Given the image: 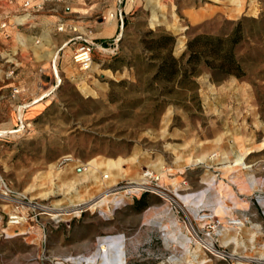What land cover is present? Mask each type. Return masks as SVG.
Wrapping results in <instances>:
<instances>
[{
    "label": "rangeland",
    "instance_id": "374dc122",
    "mask_svg": "<svg viewBox=\"0 0 264 264\" xmlns=\"http://www.w3.org/2000/svg\"><path fill=\"white\" fill-rule=\"evenodd\" d=\"M3 1L20 10L30 1L59 46L58 28L72 41L56 56L59 80L51 61L36 64L33 81L47 77L48 95L23 112V125L0 115L2 130L15 131L0 134V180L12 192L0 185V264H79L99 254L100 238L120 235L126 264H264V0L193 25L188 10L202 0ZM239 22L244 78L213 82L204 71L194 100L154 81L159 61L141 44L148 32L173 36L179 58L189 39L227 37ZM86 44L92 64L83 71L72 56ZM94 159L124 162L104 179L105 169L85 166ZM145 170L159 175L163 196L127 192ZM201 211L241 225L222 226L208 252L193 232L205 240ZM16 215L22 222L12 225Z\"/></svg>",
    "mask_w": 264,
    "mask_h": 264
},
{
    "label": "crops",
    "instance_id": "0c3cea01",
    "mask_svg": "<svg viewBox=\"0 0 264 264\" xmlns=\"http://www.w3.org/2000/svg\"><path fill=\"white\" fill-rule=\"evenodd\" d=\"M202 1L200 8L188 10L192 18L191 25L215 15H223L227 18L235 16L239 14L245 3V0ZM16 5H12L11 2L8 5L6 1L0 0V24H6L5 32L9 36V39H6L2 30H0V115H3L8 110L7 112L11 117L15 115L14 120L17 127L19 124L23 125V112L28 107L44 101L48 95L47 91L43 89L44 85L49 82L47 77H40L38 85L33 81L36 76L34 73L36 64L43 61H51L53 64V76L55 80H59L55 60L59 52L67 48L72 40L66 41L69 32L65 34V30H62L64 31L62 34L57 33L63 40V44L59 46L57 41L51 37V35L55 34L52 32V28L49 26L45 28L35 22V19L38 18L33 16L32 12L35 10L31 6L24 7L23 4L19 3L20 7L21 5L24 7L23 9L21 7L20 10L16 9ZM12 11H19V14L10 15ZM117 29L118 24L113 26V35L117 32ZM111 37H113L112 34L110 36L99 35L93 39L103 44L106 39ZM36 44H39L37 52H35ZM39 85L42 86V89L39 88ZM38 90L43 93L37 92ZM2 121L0 117V123ZM2 128L3 125H0V134L2 135L8 136L15 132L13 130H2ZM223 233H227V231H223L221 235ZM241 248L244 249V247ZM262 260L264 261V258ZM243 264H247V262H243Z\"/></svg>",
    "mask_w": 264,
    "mask_h": 264
},
{
    "label": "trees",
    "instance_id": "16d2710c",
    "mask_svg": "<svg viewBox=\"0 0 264 264\" xmlns=\"http://www.w3.org/2000/svg\"><path fill=\"white\" fill-rule=\"evenodd\" d=\"M125 26V25H124ZM244 32L242 23L227 37L197 35L186 44L185 51L179 58L172 55L175 38L163 32H148L141 41L142 46L158 60L154 81L169 92L179 95L190 93L197 98L196 78L206 71L213 82H221L228 77L244 78L246 72L237 57V47L242 42Z\"/></svg>",
    "mask_w": 264,
    "mask_h": 264
},
{
    "label": "built area",
    "instance_id": "2783aa9c",
    "mask_svg": "<svg viewBox=\"0 0 264 264\" xmlns=\"http://www.w3.org/2000/svg\"><path fill=\"white\" fill-rule=\"evenodd\" d=\"M24 7H30V1H26L24 3ZM6 24L3 23L0 25V30H2L3 35L5 38L8 37V34L5 32L6 30ZM59 31H62V28H58ZM73 63L79 67L80 70H87L92 64V55L91 50L88 47V45H81L79 46L73 53L72 56ZM160 177L157 174H154L152 171L145 170L142 173L141 176V182L140 185L142 186V190L139 192H152L153 194L159 196H163L164 193L161 191L162 188L159 185ZM3 184L4 192L3 194L5 196H10L12 192L7 189V186L0 180V185ZM136 183H129L127 187V192H130V187L135 186ZM164 191V190H163ZM132 193V192H130ZM198 215V214H197ZM197 222L202 225L201 230L203 232V237L205 240H201L198 234L193 230L195 236L201 241L203 244V249L211 252L215 251L214 244L216 241L214 240V237L217 236V231L224 227H239L240 223L238 221L233 220H227L225 222V225L221 220H219L216 215L210 214L209 212L201 211V214L196 217ZM22 222V218L16 216L10 217V223L12 225H19ZM0 231H1V224H0ZM215 233V234H214Z\"/></svg>",
    "mask_w": 264,
    "mask_h": 264
},
{
    "label": "bare ground",
    "instance_id": "6f19581e",
    "mask_svg": "<svg viewBox=\"0 0 264 264\" xmlns=\"http://www.w3.org/2000/svg\"><path fill=\"white\" fill-rule=\"evenodd\" d=\"M241 160L240 158L238 161ZM122 159L111 160V159H94L88 162L85 166L92 171L105 169L103 178L108 179L113 177L112 171L114 169H121ZM198 161L194 162L196 164ZM86 170V168H84ZM162 179H165V174H160ZM142 190L140 183H136L135 186L130 187V192H139ZM110 192H106L99 197V201L92 202L91 208L96 206L101 200L107 197ZM202 200V198H200ZM116 204V203H115ZM223 212V206L219 205L216 209L217 214ZM241 225V224H240ZM239 225V226H240ZM222 236V235H221ZM100 252L96 257H92L86 260H77L75 263L83 264H126V253H125V239L122 235L116 237H105L99 239Z\"/></svg>",
    "mask_w": 264,
    "mask_h": 264
}]
</instances>
